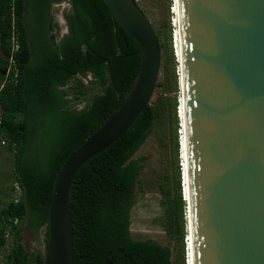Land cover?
I'll use <instances>...</instances> for the list:
<instances>
[{
	"label": "trees",
	"instance_id": "1",
	"mask_svg": "<svg viewBox=\"0 0 264 264\" xmlns=\"http://www.w3.org/2000/svg\"><path fill=\"white\" fill-rule=\"evenodd\" d=\"M63 2L69 4L64 13L67 34L60 36L51 9ZM156 34L160 42L163 37ZM170 40L169 27L166 43H160L166 63L155 88L157 98L75 175L69 197L73 264H173L170 247L152 239L134 240L130 233L135 189L146 161L135 155L156 122H162V96L177 92ZM138 50L101 0H0V140L12 156L9 193L0 206V264H42V253L24 246L22 230L32 239L43 234L46 245L55 176L126 97L139 71ZM88 76L98 89L91 96ZM177 106L175 98L170 99L175 193L169 198L168 188L161 192L164 230L183 250Z\"/></svg>",
	"mask_w": 264,
	"mask_h": 264
},
{
	"label": "water",
	"instance_id": "2",
	"mask_svg": "<svg viewBox=\"0 0 264 264\" xmlns=\"http://www.w3.org/2000/svg\"><path fill=\"white\" fill-rule=\"evenodd\" d=\"M101 1L138 45L139 71L119 107L59 168L42 264H73L69 197L75 175L133 125L160 76V42L136 1ZM175 3L185 247L190 235L193 264H264V0Z\"/></svg>",
	"mask_w": 264,
	"mask_h": 264
},
{
	"label": "rangeland",
	"instance_id": "3",
	"mask_svg": "<svg viewBox=\"0 0 264 264\" xmlns=\"http://www.w3.org/2000/svg\"><path fill=\"white\" fill-rule=\"evenodd\" d=\"M139 8L146 15L152 24L156 33H160L162 39L160 43L165 44V32L170 27L171 31V50L176 62L175 76L178 79V62L175 57L174 46V31H175V16L172 14V0H136ZM69 9V4L63 2L53 5L51 9V16L59 25L60 36L67 32L66 23L64 20V13ZM168 19V20H167ZM164 48L161 55V69L158 81L163 77V69L166 63ZM176 51V50H175ZM91 78L88 76L85 80L87 85L88 96L98 93L95 85L89 84ZM179 88L177 92H172L163 95L162 98V122H156L149 138L141 146L135 157H145L144 169L139 177V183L136 185L134 205L130 212V233L134 240L152 239L157 243L168 246L172 250L173 264H181L182 257L185 263V247L181 248L174 240H171L164 230L165 222V196L161 192V188L169 189V198H172L175 193L176 173L174 172L173 151L169 139V101L175 98L178 104ZM157 92L151 98V101L157 98ZM80 104L79 107H82ZM177 114V109H175ZM178 119V118H177ZM179 125V124H178ZM179 130V128H178ZM179 132V134H178ZM177 132L178 139L180 137V130ZM179 159V155H178ZM180 159L178 165H180ZM181 168L179 167V184L181 193ZM12 171V156L5 149L0 148V206H2L9 193V186L11 184ZM166 176L167 179H164ZM185 204V202H184ZM186 207V205L184 206ZM184 212V219L185 217ZM186 235V234H185ZM22 241L29 252L36 251L44 253L45 238L43 234H39L35 239L28 236L25 229L22 230ZM185 240V237H184ZM10 239L6 244V248L2 251L3 255L7 253ZM185 245V244H184Z\"/></svg>",
	"mask_w": 264,
	"mask_h": 264
},
{
	"label": "bare ground",
	"instance_id": "4",
	"mask_svg": "<svg viewBox=\"0 0 264 264\" xmlns=\"http://www.w3.org/2000/svg\"><path fill=\"white\" fill-rule=\"evenodd\" d=\"M174 2V3H173ZM172 2V13L173 15L175 16V19L173 21H175V33H174V48L176 50V56H177V59L179 61V51H178V35H177V19H176V3H175V0ZM178 64V82H179V85H180V68H179V62L177 63ZM178 108H177V111H178V114L180 116V121H181V124H183V109H182V96L181 94H179V98H178ZM183 127H184V124H183ZM180 145L182 146V152L181 154L183 155V157H185V141H184V131L181 130V127H180V141H179ZM184 159H185V163H184ZM182 158L181 159V162H182V166H183V179H182V185H183V188H184V193L185 195L187 196V175H186V158ZM186 245L188 246L187 249V263L188 264H193L192 263V250H191V238H190V235H189V239L186 240Z\"/></svg>",
	"mask_w": 264,
	"mask_h": 264
},
{
	"label": "built area",
	"instance_id": "5",
	"mask_svg": "<svg viewBox=\"0 0 264 264\" xmlns=\"http://www.w3.org/2000/svg\"><path fill=\"white\" fill-rule=\"evenodd\" d=\"M14 50H17V44L14 45ZM11 63H12V59H10V64ZM10 64H9L8 69H10V67H11ZM4 145H5V142L3 140H0V148H2ZM186 252H187V249L185 247V264H187V254H186Z\"/></svg>",
	"mask_w": 264,
	"mask_h": 264
},
{
	"label": "clouds",
	"instance_id": "6",
	"mask_svg": "<svg viewBox=\"0 0 264 264\" xmlns=\"http://www.w3.org/2000/svg\"><path fill=\"white\" fill-rule=\"evenodd\" d=\"M173 14V13H172ZM179 130H180V128H179ZM179 133V132H178ZM179 141H180V137H179ZM179 141H178V144H179ZM179 154H180V152H179ZM181 155V154H180ZM180 159V158H179ZM181 161V160H180Z\"/></svg>",
	"mask_w": 264,
	"mask_h": 264
},
{
	"label": "flooded vegetation",
	"instance_id": "7",
	"mask_svg": "<svg viewBox=\"0 0 264 264\" xmlns=\"http://www.w3.org/2000/svg\"><path fill=\"white\" fill-rule=\"evenodd\" d=\"M46 246V245H45Z\"/></svg>",
	"mask_w": 264,
	"mask_h": 264
}]
</instances>
